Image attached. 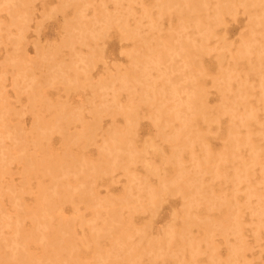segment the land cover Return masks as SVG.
Returning <instances> with one entry per match:
<instances>
[{"label": "rangeland", "instance_id": "rangeland-1", "mask_svg": "<svg viewBox=\"0 0 264 264\" xmlns=\"http://www.w3.org/2000/svg\"><path fill=\"white\" fill-rule=\"evenodd\" d=\"M183 3L0 0V264H264V0Z\"/></svg>", "mask_w": 264, "mask_h": 264}, {"label": "bare ground", "instance_id": "bare-ground-1", "mask_svg": "<svg viewBox=\"0 0 264 264\" xmlns=\"http://www.w3.org/2000/svg\"><path fill=\"white\" fill-rule=\"evenodd\" d=\"M172 1L173 2H178L180 0H163L164 3L172 2ZM183 1H184L183 5H187V6L191 7L192 10L201 11V9H202V0H183ZM216 20H218V18H216ZM164 42H166L167 46H169L168 45L169 43L167 41H164ZM183 48H185V47H183ZM191 50H192V52H196L198 50V48L191 47ZM199 51L200 50H198V52ZM188 53L191 54L189 51H188ZM194 103H195V101H194ZM114 215H116V214H114Z\"/></svg>", "mask_w": 264, "mask_h": 264}]
</instances>
